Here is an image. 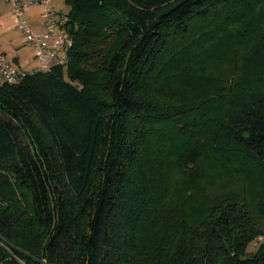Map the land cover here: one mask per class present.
<instances>
[{
    "label": "trees",
    "instance_id": "trees-1",
    "mask_svg": "<svg viewBox=\"0 0 264 264\" xmlns=\"http://www.w3.org/2000/svg\"><path fill=\"white\" fill-rule=\"evenodd\" d=\"M65 3L0 85V264H264V0Z\"/></svg>",
    "mask_w": 264,
    "mask_h": 264
},
{
    "label": "built area",
    "instance_id": "built-area-1",
    "mask_svg": "<svg viewBox=\"0 0 264 264\" xmlns=\"http://www.w3.org/2000/svg\"><path fill=\"white\" fill-rule=\"evenodd\" d=\"M9 12L15 26L23 33L27 44L33 48L39 65L30 71L49 70L54 65H64L68 60V51L73 38L66 28L67 18L57 13L51 5V0H7ZM38 5L44 30L32 29L25 17V12ZM17 68L5 54L0 52V85L17 82L27 72Z\"/></svg>",
    "mask_w": 264,
    "mask_h": 264
},
{
    "label": "crops",
    "instance_id": "crops-1",
    "mask_svg": "<svg viewBox=\"0 0 264 264\" xmlns=\"http://www.w3.org/2000/svg\"><path fill=\"white\" fill-rule=\"evenodd\" d=\"M51 5L56 12L58 8L68 5L65 0H51ZM10 6L7 0H0V52L11 56L12 63L20 62L21 60V44L26 42L21 30H19L14 23L13 18L9 12ZM41 10L38 5L30 8L25 12V17L28 20L30 27L36 31L44 30V24L41 17ZM61 12H59L60 14ZM62 14V13H61ZM27 43V42H26Z\"/></svg>",
    "mask_w": 264,
    "mask_h": 264
},
{
    "label": "rangeland",
    "instance_id": "rangeland-1",
    "mask_svg": "<svg viewBox=\"0 0 264 264\" xmlns=\"http://www.w3.org/2000/svg\"><path fill=\"white\" fill-rule=\"evenodd\" d=\"M57 11L61 12L62 15H67V13L69 12V7L64 5L63 7L58 8ZM59 12H57V13H59ZM20 48H21V60H20V62H18V63L14 62L13 64L17 68L22 69V70H26V71H30V70H33L34 68H36L39 65V63L35 57V53H34L33 48L30 47L26 42L22 43ZM7 57L9 60L11 59L10 55L9 56L7 55ZM11 61H13V60L11 59ZM261 240H262V238L259 237L257 240L252 241L248 246V251H254L257 248V246Z\"/></svg>",
    "mask_w": 264,
    "mask_h": 264
}]
</instances>
